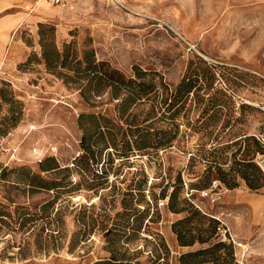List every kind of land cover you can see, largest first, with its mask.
<instances>
[{
  "label": "rangeland",
  "instance_id": "rangeland-1",
  "mask_svg": "<svg viewBox=\"0 0 264 264\" xmlns=\"http://www.w3.org/2000/svg\"><path fill=\"white\" fill-rule=\"evenodd\" d=\"M41 24L54 26L59 48L92 51L124 78L146 71L152 92L123 113L111 88L85 98L86 78L69 82L38 62ZM189 66L208 78L172 115L160 94ZM1 88L0 264H177L180 252L216 242L225 244L218 262L264 264V183L253 162L264 133V0H0ZM81 113L109 120L99 121L105 142L87 168ZM48 157L55 168L43 171ZM212 160L233 186L206 170ZM177 176L180 206L204 216L190 218L192 233L205 240L216 221L204 242L180 245L172 228L190 215L161 195Z\"/></svg>",
  "mask_w": 264,
  "mask_h": 264
},
{
  "label": "trees",
  "instance_id": "trees-1",
  "mask_svg": "<svg viewBox=\"0 0 264 264\" xmlns=\"http://www.w3.org/2000/svg\"><path fill=\"white\" fill-rule=\"evenodd\" d=\"M55 30L54 26L48 27L47 25L41 24L40 27V43H41V56L38 58V62L44 63L45 67L52 71L53 73H57L58 75H61L66 78L69 82H79L81 79H87V83L82 85V91L85 98H87L86 91L88 93L91 92H101L105 88H111V94L115 97L120 99L121 101L119 103V107L123 112H125L130 105H132L137 99L147 97L150 92H152V89L154 88L151 83H149V80L145 79V76L147 74L146 71H143L141 69H138L134 67L136 78H124V76L121 73H118L117 71L110 70L109 68H105L104 62H98L96 58L94 57V54L92 51L83 50L82 51V57L78 56L77 50L72 47V43H64L62 48H59L55 42L53 41V31ZM35 55V54H34ZM37 55V54H36ZM35 57H38L36 56ZM32 58H30L31 60ZM29 60V61H30ZM63 69L67 70L66 72H63ZM70 72V74H69ZM207 76H204L203 74L198 73V71L194 68H191L189 66L183 75V77L179 80V82L168 92V89L163 90V93H161V99L160 103H162V106H164L165 111H172V115H174L177 111V107L181 106L185 102L187 98H189L190 94H193L194 91L202 86L199 81H205L204 79H207ZM125 91L127 94L122 96V92ZM8 100L7 93L5 89H0V100ZM21 112V110H20ZM15 116L12 115V117L6 118L1 124L8 123V120H16L14 118ZM104 120L105 126L109 128L108 126V118H106L104 115H96L94 113H81L79 115V123L80 126L83 128L84 135L82 137V147L84 149L83 156L80 159L82 166L84 168H87L89 166L90 159L93 157H96L94 155L93 146L95 144H101L105 142V139L103 138V134L97 135V131L101 132L99 130V121ZM7 120V121H6ZM88 121V122H87ZM87 123H90L87 125ZM93 125V126H92ZM98 126V127H97ZM97 127V128H96ZM96 128V129H95ZM1 130H5L0 126ZM257 143L260 147V150H262V147L257 140ZM163 144V143H161ZM115 145V143H114ZM146 147V145H139L138 149ZM92 155L89 157V155ZM125 156H127V153H123ZM122 154V155H123ZM90 158V159H89ZM84 159H88L87 161H84ZM51 158H45L41 161L40 166L43 171L50 170V161ZM249 162L245 161H238V164L241 166H248ZM255 164V163H254ZM58 167V165L56 166ZM214 169V173H216V177L219 181L224 182L228 186H233L232 184H229L225 178V172L222 171V168L220 166L219 162H216L215 160L209 161L207 164V171H210L211 169ZM255 169L258 171L259 178L263 182L262 175L260 173L259 168L255 164ZM240 171V174L242 178L245 180L246 184L249 187H253V183L249 180L247 177V174L243 170ZM107 172L106 170L102 172V175ZM2 178L6 176V172H2L1 174ZM37 177V176H35ZM42 181H44L42 178H40ZM48 182L45 181L43 183V187L48 188ZM235 186V185H234ZM181 189V183L180 178L177 176V181L172 184V190L170 192H162V197H168V202L166 204V208L171 210L172 212H180L183 210H188L190 212V215L185 216L181 219H178L174 223H172V228L177 236V240L180 243V245H192L196 239H198L201 242H204L208 239H210L214 234V229L216 227L215 220L208 219L209 222V235L207 236V239H202L201 237L197 236V234L192 233V227H190V218H193V216H200V213L194 209L193 207L189 206L188 208H185V199L180 198L179 200V191ZM192 215V216H191ZM204 217V216H203ZM225 244L223 242H216L212 243L210 246L205 248H199L196 250L191 251H185L181 253L178 257V260L182 263H193L198 264L199 262H205L209 261L211 264H227L223 262L217 261V256L214 253L215 249H219L220 247H224ZM200 255H206L205 260H196L192 261L190 260L191 257H198ZM115 262H111L110 260L106 261H98L95 264H113ZM116 264V263H115Z\"/></svg>",
  "mask_w": 264,
  "mask_h": 264
},
{
  "label": "built area",
  "instance_id": "built-area-1",
  "mask_svg": "<svg viewBox=\"0 0 264 264\" xmlns=\"http://www.w3.org/2000/svg\"><path fill=\"white\" fill-rule=\"evenodd\" d=\"M54 4H63L66 0H51ZM257 140L259 141L262 150L257 152L254 156L253 162L256 164V166L259 168L260 173L263 178L264 183V133L257 136ZM208 192H204V195H207ZM221 235L226 238V230L222 229L220 230ZM237 264H245L241 262H237Z\"/></svg>",
  "mask_w": 264,
  "mask_h": 264
},
{
  "label": "crops",
  "instance_id": "crops-1",
  "mask_svg": "<svg viewBox=\"0 0 264 264\" xmlns=\"http://www.w3.org/2000/svg\"><path fill=\"white\" fill-rule=\"evenodd\" d=\"M237 244L242 247V248H239L237 255L238 254L239 255L245 254V251H247L246 244L245 243H240V242H238ZM181 253H183V252H180V254ZM177 264H193V263H181L180 261H178Z\"/></svg>",
  "mask_w": 264,
  "mask_h": 264
}]
</instances>
